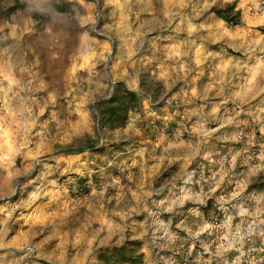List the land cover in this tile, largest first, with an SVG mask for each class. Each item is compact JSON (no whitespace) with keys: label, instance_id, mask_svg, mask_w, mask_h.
I'll list each match as a JSON object with an SVG mask.
<instances>
[{"label":"rangeland","instance_id":"obj_1","mask_svg":"<svg viewBox=\"0 0 264 264\" xmlns=\"http://www.w3.org/2000/svg\"><path fill=\"white\" fill-rule=\"evenodd\" d=\"M101 2L104 30L109 35L100 47L114 44L111 71L131 87H142L145 95L124 91L108 107L105 127L116 149L81 155L95 146L96 137L89 134L87 144L72 141L86 119L80 114L69 120L62 134L55 121L41 122L33 142L45 146L46 155L53 158L41 164L30 179L18 175L10 180L9 170L0 168V235L13 245L0 249V264L20 261L21 249L15 246L21 244L34 249L35 264H133V260H124L144 255L146 248L134 242L146 231L148 218L133 221V235L127 238L133 243L122 251L109 249L101 259L98 253L108 246L99 242L105 224L110 223L107 215L124 219L122 204L163 174L165 165L174 168L165 183L179 181L183 164L177 161L185 155V145L195 142L194 126L201 120L218 129L201 148L208 158L198 156L193 162L200 164L198 176L204 181L224 174L226 184L229 180L235 183L257 166L264 167V94L247 103L233 99L248 75L238 72L236 65L252 68L257 57H264V0ZM65 3L71 6L64 12L55 7ZM38 7L45 9L44 14L30 19L37 16ZM216 9L223 10L221 15L226 18L216 14ZM80 19L75 0H0V60L18 53L27 61L35 51H59L68 40L80 41L76 33ZM86 44H81L82 50ZM44 56L41 52L28 67L40 69ZM69 59L72 63L64 69L66 84L85 91L99 87L87 75V59L79 65ZM43 67L45 75L54 74L53 66ZM260 82L264 84V78ZM43 132L50 143L39 141ZM122 133H126L123 140ZM26 163L18 160L14 170L23 172ZM98 165L110 171L77 184L79 194L68 196L81 171L90 168L94 175ZM252 183H264V171ZM54 184L61 186L59 192ZM183 223L194 230L195 214ZM169 251L178 264H206L208 259L199 245L191 249L186 234ZM228 258L229 264L236 260L264 264V241L255 238L245 244L243 255L233 251Z\"/></svg>","mask_w":264,"mask_h":264},{"label":"clouds","instance_id":"obj_2","mask_svg":"<svg viewBox=\"0 0 264 264\" xmlns=\"http://www.w3.org/2000/svg\"><path fill=\"white\" fill-rule=\"evenodd\" d=\"M106 2L112 3L113 0ZM75 4L81 9V19L76 29L80 41L75 38L68 40L59 51H35L28 56L27 61L18 53H9L0 60V168L9 170L10 180H15L18 175L30 179L41 164L53 158L46 155L45 146L33 142L42 121H55L62 134L68 128L69 120L78 119L82 114L86 119L72 141L87 144L89 134H93L96 137L95 146L86 148L81 155L105 154L117 148L105 127L108 123V107L124 91L129 95H145L142 87H131L111 71V61L115 58L114 44L100 47L109 35L104 30L106 22L102 15L101 0H75ZM70 6L67 3L55 5L61 12ZM36 11L37 16L30 19H39L45 9L38 7ZM85 41L87 44L82 50L81 44ZM252 51L255 52V49ZM41 52L45 53L41 68L30 69L28 63ZM69 57L74 58L78 65L87 59V75L99 84L98 88L85 91L82 87L73 89L65 83L64 69L72 63ZM45 65L53 66V75L44 74ZM236 67L238 72L246 71L248 75L245 85L240 92L234 93L233 99L247 103L264 94V84L260 82L264 78V71L256 70L264 69V57H257L256 65L252 68L239 63ZM76 78L82 83V77ZM34 96L38 99H33ZM194 127L196 140L185 145L186 153L177 161L183 164L179 181L165 183L166 177L174 171V168L165 165L163 174H159L154 182L147 183L135 197L122 204L120 212L124 219L107 215L110 223L105 224L99 242L107 243L108 246L98 253L101 259L109 249L122 251L128 243H133L127 239L133 235L130 231L133 221H144L146 217V231L134 242L137 246L143 245L146 251L142 257L134 259L133 264H159L161 260L163 264H178L169 250L184 234L191 241V249H196L197 245L203 248L208 256L206 264H229L228 253L235 251L243 255L246 243H251L255 238L264 241V183H252L253 178L260 180L264 167L257 166L247 177L235 183L229 180L226 184L224 174H220L219 179L214 174L204 181L202 176H198L200 164L193 162L198 156L208 158V153L202 155L201 148L218 129L207 127L206 120H201ZM125 134H121V140ZM46 136V132L40 133L39 141L50 143V140H45ZM21 159L27 163L23 172L17 173L14 169ZM106 171L110 170L99 165L94 175L90 168L81 171L78 178L72 181L68 196L79 194L77 184L83 185ZM151 175L157 176V173ZM53 187L57 192L61 190L59 184ZM194 214L197 223L193 230L183 222ZM157 221L166 227L161 228ZM12 247L0 235V249ZM15 247L21 249V260L15 261V264H35L33 248L27 244ZM232 264H239V261H233Z\"/></svg>","mask_w":264,"mask_h":264},{"label":"trees","instance_id":"obj_3","mask_svg":"<svg viewBox=\"0 0 264 264\" xmlns=\"http://www.w3.org/2000/svg\"><path fill=\"white\" fill-rule=\"evenodd\" d=\"M223 10H221V9H216L215 10V13L216 14H219V15H221V14H223ZM223 18H226L225 17V15H221ZM262 31H264V27H262V29H261ZM125 258V257H124ZM132 260H134V258H128V259H125L124 261H126V262H131Z\"/></svg>","mask_w":264,"mask_h":264}]
</instances>
